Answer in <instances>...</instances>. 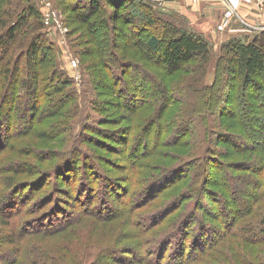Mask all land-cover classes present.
<instances>
[{"label":"rangeland","instance_id":"obj_1","mask_svg":"<svg viewBox=\"0 0 264 264\" xmlns=\"http://www.w3.org/2000/svg\"><path fill=\"white\" fill-rule=\"evenodd\" d=\"M9 1L12 3V9H16L19 2L21 3L20 5L25 6L34 2V5L40 8L43 15L45 11L44 3L49 1L54 13L58 14L62 24H64V29H60L44 23L46 25L44 32L53 43H51V50L54 53L53 65L47 64L45 69L57 68L58 72L62 73V78H66L69 81V85L65 86L63 93H55V95L67 96L69 102L68 105H65L59 111L62 113L55 111L57 115L60 114L58 117L54 119L53 116L55 115H53L47 118V122H43L48 132V135L43 134L44 136L41 132L35 133L36 131L28 129L29 120L34 117L35 113L32 117L30 115L37 108H33L31 102L29 100L26 101L24 95L20 94V96L17 94V96L19 95L18 98H21V102L15 107L13 106L14 99L11 95V97H8L0 104V121L4 119V114L7 111L5 107H14L12 108L10 135H15L16 139L13 146L9 142L0 148V194L5 193L3 197H7L0 204V264H39L33 259L36 255H39L38 249L39 251L42 250L43 254L45 252L46 255L47 263L41 264H124L123 261H126V257L123 255L129 249L125 254L128 259L146 255L144 254L146 250L142 249L135 251L136 253L133 254L131 251L134 243L144 245L146 249L148 248L150 255V249L154 248L161 239L166 238L167 241L172 240L173 242L180 241V243L186 245L191 242L194 235L193 232H199L204 225L216 227L219 232L218 235H215V237L217 236L215 239H213V236H208L209 233H207L206 229L203 231V235H208L206 236V242L200 244V247H196L197 252H199L202 246L209 245L211 241L214 242L221 236L227 226L232 225L234 218L246 226L243 233L252 239L244 240L242 238V240L235 236H227L213 249L209 248L210 250L204 251L203 257L200 255L197 263L230 264L235 259L240 260V262L233 264H245L242 260L246 259V264H256L258 262L264 264V152H262L264 149V126L263 122L253 118L255 116L252 113L249 114L243 109L233 108L235 118L240 123L241 118L244 119L247 126L250 124L256 132L247 127L243 128L236 123L234 126L238 131H235L242 136L248 135L251 131L253 134L251 138H245L244 141L239 142L236 138L226 137L227 135L215 134L212 136L215 129L221 132L222 126H224L222 129L226 131L229 130L227 124L233 126L231 120L227 117L228 115L230 116L227 112L230 109L223 104L225 102L224 99L228 96V82L221 81V86H217L213 93L218 100L216 101L212 98L213 102L215 100V106H212L210 108L211 111L207 113L211 119L209 125L201 116L205 114L198 113V115L193 116V118L198 116H201V118L197 119L198 134L195 133L193 136V132L191 133L192 142L198 143L196 139L201 138L200 144L203 145L213 138V146L222 151L221 154L217 152L214 155L210 154L208 161H212V164L203 165L205 169L199 167L196 171V176L191 171L194 185L200 187V190H195V194L188 196L184 205L195 197L201 200L199 206L196 205L194 209L197 212V216H194L195 218L192 219L190 215L185 214L180 221L175 223V227L178 225V228L175 229L176 233L170 235L168 231L170 228H174L172 223L177 221L181 212L186 211L183 209H187V205L184 208L177 207V211L175 209L171 211L168 209L167 211H165L166 209L162 210L163 207L159 208V206L167 199V196H164L148 199L146 203L136 207L135 213L132 215L134 220L129 217L103 220V218L109 216L108 214H111L112 210L107 206L106 209L105 204L101 203L102 199L107 198L114 210L120 207L128 208L133 203L130 196L118 197V191H122V189L121 187L116 188L115 183L120 182L119 185H123L128 183V180L131 181V184L134 183V175H143L144 173L142 172L148 173V171L153 172V169H158L156 165L150 166L152 170L148 169V164L153 163L157 159L162 160L161 168L170 169L177 167L179 161L184 157L193 154L188 145L179 147L177 145L173 146L174 144L169 146L162 143V150L148 153L147 155L144 150L148 146L150 148L152 138L148 140L145 137L143 139L144 143L138 149H134V140L130 144L132 150H135L134 156L141 153V157L147 155L142 159L141 165H137L139 167L135 171L129 160L133 159L134 156H130V154L128 157L122 151V139H117V137L122 135L121 131L127 127L132 118H136L139 108L133 110L135 101L144 100L146 97L144 92L152 91L154 82L160 83L163 79L178 82L193 77L192 80H195V85H199L200 83H211L215 78V70L212 67L204 76H202L203 73L197 74L194 70L187 69V67H185L187 71H179L171 76L163 68L159 53L154 54L151 60L147 61L143 55V49L141 50L137 44L142 45L145 39L153 35L161 38L163 43L169 37L166 38V34L162 32L160 26L154 27L153 24H150L151 22H148L146 19L147 9L145 10V7H143L145 3H150L152 5L151 9L163 17V19H159L160 21H171L177 27H185L204 34L213 46L214 60L217 59L221 52L222 44L231 38L240 37L251 40L255 35L261 33L260 31L264 30V27H262L264 25V17L260 16L263 10L258 9L256 6L249 7L247 5V9L243 7L241 13L250 25L235 17L224 28H220L225 11L223 0H163L155 1L156 3L150 0H141L136 1V4H133L130 0H121L116 3L120 4L119 6H121L124 13H128L126 19L129 20L126 21L127 24L117 25L123 29V32L120 31L119 27L113 25L112 20H109V26H107L103 22L102 15L99 17L93 15L90 16V19L95 20L96 28L92 30L94 33L91 34L86 22L75 15L87 12L86 10L90 5L89 0H0V10ZM100 7L113 13L114 6L110 0H102ZM20 10L21 8H18L17 12L19 13ZM251 24L260 27L251 26ZM125 32L133 33L129 50H122L123 33ZM106 36L107 39L105 38ZM104 44H108L106 50L101 48ZM120 58L131 60L133 63L138 64L139 69L136 68V65H130L127 62L121 64ZM197 61L198 58L194 59L191 64H197ZM100 70L106 76L107 82L105 81V85L99 80ZM18 77V75H15L16 80ZM59 79L57 75L56 80ZM111 85H113V92L110 91ZM69 97H72V99ZM245 98L251 101L258 100L255 98V93L251 90L247 91ZM202 99L204 98L202 97ZM187 100L191 101V98H187ZM121 102L124 104L125 110L118 108ZM181 105L183 107L187 106L184 103H181ZM179 108L182 107L174 108L177 111H173V118H180L183 113L186 117L192 115L189 114L191 109L185 108L179 111ZM170 109L173 110L172 108ZM255 109L253 113L256 112ZM143 111V115H147L150 109L143 108ZM119 112L127 115L125 116L126 121L120 122L118 120L119 118H117L115 113ZM18 113H21V116H18ZM25 114H27L26 118H24ZM258 114H260L259 111ZM109 116L116 118L111 119ZM56 120L58 122L64 121V129L67 130V132L61 133V137L56 128H53V122ZM147 125L144 122L143 126L145 129H147ZM207 125L208 132L204 135L203 127ZM39 127H41L40 123L37 124V128ZM95 129L99 132H96ZM26 130L27 132H24ZM183 130L182 126V132L187 129ZM1 131L2 128L0 129ZM193 131H196L195 124ZM81 132H84V137L86 138H82L80 143H83L87 150L86 153L88 155L86 154L85 161L89 162L92 160L90 166L89 162L88 165L77 168L72 166V157H66V160L63 157L60 160L61 158H58L55 154L46 156V153H54L60 149H63V152L70 156V152L67 149L72 145V141L67 143L66 138L68 136L71 137L70 134L77 136V133ZM144 134L141 136L144 137ZM7 137L8 133H4L2 138L6 139ZM219 139L221 142H218ZM236 144L244 146L245 144L248 146L254 145V147L239 150V148H236ZM75 145V147L78 146V144ZM172 147L176 148L173 149ZM174 151H176L177 155ZM38 153L44 154V158L38 159ZM78 155L80 154L78 153ZM72 156L74 157V153ZM57 162L58 165L63 163V169L55 168L52 170V165H56ZM18 163H32L36 168L35 173L32 174L30 171H25L21 176L28 181V185L23 186V192L17 191L21 183H16L14 186L15 182L13 185H9L6 181L9 176H16L12 167ZM26 164L24 165L25 167ZM148 179L146 184L144 182L136 185L140 186L137 188L141 191L140 196H145L147 189L154 184L149 185L151 176ZM42 180H45L46 187L44 190L46 192L41 195H38L37 190L31 192L34 184L37 181L41 184ZM87 181L93 189L89 193L91 201L88 200L89 197H86L87 190L85 186ZM105 181L107 183L111 181L109 184L111 188L105 187L103 184ZM248 181H251L250 186H248ZM188 182L187 180L186 183H175L168 187H164V185V188H162L167 193L175 192L179 188H185L187 184L189 185ZM155 188H157L156 191L162 189L161 186H156ZM79 189L82 191L81 193L78 192ZM210 190H215V193H210ZM14 195L18 197V199L14 198L17 199L15 201L19 199L25 200L27 209L32 210L31 215L35 211L38 214L26 220L27 222L23 223L20 220L15 226H9L3 222L4 220L1 216L4 215L6 217V214H10V210H7V207L11 196ZM85 197L88 201L96 203L95 205L90 204L91 210L94 211L93 214L83 220H72L67 224L71 216H75V213L85 208ZM169 202L171 203L172 200ZM18 204L16 203L13 208L10 207L12 213L15 212ZM99 207L103 210L98 211ZM154 218H160L161 220L156 222ZM5 219L9 220L8 217ZM18 219L16 218V221ZM146 224H150V226L147 227V233L143 234L139 229ZM260 226L262 229L258 228ZM255 228L258 229L254 230ZM260 230L262 233H259ZM174 235L176 236L173 237ZM256 237L257 239H254ZM259 237H261V240H258ZM172 241L164 245L167 252L166 257H162V259L160 257V262L159 259L156 261L157 258L153 259L154 256H152V258L150 257L151 262L174 264L178 261V255H174L178 253V249L175 252L174 245L176 243L173 244ZM160 242L159 245H161ZM180 243L178 242V244ZM113 246H116V249L124 246L125 250L122 253L119 250L115 252V248L113 251H108V248ZM189 247V244H187L186 249ZM26 248H28V253L22 258ZM16 254H18L19 258L15 260ZM103 255H105L104 258H102ZM119 255H122V257ZM152 255L154 254L152 253ZM11 259L15 260V262L10 263ZM133 264L151 263L137 262Z\"/></svg>","mask_w":264,"mask_h":264},{"label":"trees","instance_id":"obj_2","mask_svg":"<svg viewBox=\"0 0 264 264\" xmlns=\"http://www.w3.org/2000/svg\"><path fill=\"white\" fill-rule=\"evenodd\" d=\"M102 0H89V7L86 10L87 12L79 13L78 16L81 20L85 21L86 24L89 26L90 33L93 29L96 28L95 20H91L90 16L96 15L97 17L103 16V22L109 26V20L113 21V25L116 27L118 24H127L126 21H129L127 18L128 13H124L121 9V6H119L117 3L121 0H110L111 4L114 6L113 13L108 12L107 9H104L101 6ZM133 4H136V1L141 0H130ZM145 1V0H142ZM154 3H156L154 0H150ZM7 2V1H6ZM117 2V3H116ZM147 3V5H146ZM145 3V10L147 15L148 22H151L150 24H153L154 27H159L162 29V32L166 34V42H162V39L159 38L156 35H153L151 37H148L145 39L140 46V49H143V55L146 57L147 61L151 60L152 56L154 54L160 55L162 66L169 75H175L176 72L179 71H187V69H192L197 74H202V76L206 75L211 67L215 70V78L211 83H200L199 85H195L194 81L192 80L193 77L190 79H183L182 81L174 82L169 81V79H163L160 83L154 82L152 91L144 92L145 99L141 100L140 102L135 101V106H133V110L136 108L138 109L136 118H132V120L127 124V127L122 132V136L120 138L117 137V139H122V151L126 153V155L129 157L134 156L135 150L138 149L143 142V139L146 137L148 140L152 138V144L145 148L144 151H146V154L157 152L159 150H162L161 146L163 144H168L169 146H172L171 144H174L173 146L177 145L179 147H184L185 145H188L191 149V153H193L191 156L184 157L179 161V165L177 167L172 168H161L160 165L162 164V160H155L153 163L148 164V169H151L150 166L156 165L158 169H153V172L148 171L142 172L143 175H134L133 181L134 183H130L131 181L128 180V183L126 184H116L117 187H121L122 191H118L119 194H117L118 197H124V196H130L132 200L131 206L128 208L120 207V208H114L110 206L111 202L105 198L101 200V203L105 204L109 208H111V214H108L109 216L104 219H112V218H132V215L135 213L136 207L141 206L142 204L146 203L148 199H156L161 198L164 196H167V199L159 206V208H162V210L167 209L169 211L175 209L177 207H185L187 205V209L185 212H181V215L177 218V221H174L172 225L174 224V228H170L168 233L172 235V233H176L175 229L178 228L175 227V223L180 221L182 217H184L185 214L190 215V218H195L194 216H197V212L194 210L196 205L199 206L200 199L194 198L190 199L191 201L185 204V200L190 196L191 194H195V190H200V187H196L194 185V179L192 176L191 171L196 176V171L199 167H205L203 165H207L208 163L212 164V161H208L210 158V154L214 155L216 152L221 154V150L216 148V146H213V138L211 140L203 145L200 144L201 138L196 139L198 143H193L191 140V133L193 132V136L195 133L198 134V122L197 119L202 118L207 121V124L211 122V119L207 115L211 110L210 108L212 106H215V100L216 98L214 91L217 88V86H221L222 82H228V96L224 99V105L227 106L230 110L227 111L229 119L231 120L233 126L230 124H227V128L229 130H224L221 127V132H218L217 129L213 131L212 136L215 134H220L221 136L227 135L226 137L229 138H236L241 142L244 141L245 138H251L253 135L252 132L248 135H241L238 130L235 128L234 124L238 123L243 128L247 127L248 129L255 131L252 126L249 124L247 126V123L244 122V119L241 118V123L239 120L235 118L233 108L241 110L243 109L247 113H252L255 117L254 119H258L260 122H263L264 126V30L260 31L261 33H258L255 35L251 40H246L240 37H234L228 40L227 42L223 43L221 46V52L219 53L217 59H213V53L214 49L210 42V40L202 33L196 32L194 30H189L185 27H177L173 22L167 21L162 22L159 19H163L160 15H158L156 12H154L151 8L152 5L148 2ZM11 2L9 1L4 5L0 10V104L5 101L8 97H11L14 99L13 106L15 107L17 104L21 102V98L19 99V95L22 94L25 96L26 101L29 100L31 102V105L36 107L35 111L30 115L31 117L34 114V117H32L31 120H29L28 129L30 131H36L35 133L41 132L43 135H48V132L45 129L44 121L47 122L48 117H58L57 112L60 111L62 108H64L65 105H68L69 99L65 95H55L56 92L63 93L65 90V86L69 85V81L66 80V78H62V73L58 72L57 68H49L45 69V65L50 64L53 65L54 63V56L52 52V41L49 39L47 34L44 32V28L46 25L44 24L43 14L39 7H36L33 3H30V5H20L21 3H18V6L16 9L11 8ZM22 6V7H21ZM18 8L20 12L18 13ZM43 15V16H42ZM131 21V20H130ZM162 22V23H161ZM105 25V26H106ZM112 27V25H111ZM120 28V31L123 32L122 28ZM124 34V41L122 43L123 48L122 50H129L131 44L130 40L133 37V33H123ZM107 39V36L105 37ZM52 43V44H51ZM101 47L102 49H107L108 44H104ZM198 58L197 64H191L194 59ZM121 64H124L123 62H127L130 65H136V68L139 69L138 64L133 63L131 60H126L123 58H120ZM42 61V63H41ZM158 63V62H157ZM212 64V66H211ZM187 67V69H185ZM44 68V70H43ZM15 75H18V79L16 80ZM59 76V80H56V76ZM166 75V74H165ZM99 80L102 81L103 85L106 84V76L104 75V72L102 70L99 71ZM68 78V77H67ZM106 81V82H105ZM134 84V82H132ZM68 84V85H67ZM202 86V87H201ZM113 85L110 86V91L112 90ZM253 91L255 93V98L258 99L256 101L248 100V98H245V94L247 91ZM17 94H19L17 96ZM134 94V93H133ZM11 95V96H10ZM47 95V97H45ZM214 95V96H213ZM21 96V95H20ZM73 97V96H72ZM72 97H69L72 99ZM202 97L204 99H202ZM49 98V100H48ZM74 98V97H73ZM187 98H191V101H188ZM213 99L214 102H213ZM131 100V99H130ZM23 102V101H22ZM254 102V103H253ZM134 103V102H133ZM132 103V104H133ZM181 103L186 104L187 106L181 105ZM14 107H5L6 112L4 114V119L0 121V129L2 128V131L0 132V148L4 144H8L10 142V145H14L15 143V135L11 136V118H12V108ZM21 107V106H19ZM73 107V106H71ZM175 107H182L179 108V111H182L185 108H188L190 110L189 114H192L188 117L183 113L180 118H173V111H177V109H174ZM254 107V108H253ZM256 107V109H255ZM119 109L123 108L125 110L124 104L121 102ZM143 108L150 109V112L143 115L144 111ZM172 108L173 110H171ZM104 109V108H103ZM254 112L253 113V111ZM258 111L260 114H258ZM203 112V113H202ZM206 112V113H205ZM62 113V112H59ZM198 113L205 114L198 117H194L195 115H198ZM21 116V113H18V116ZM26 115L24 118H26ZM57 115V116H56ZM118 120L120 122L126 121L127 115H123L122 113H115ZM23 116V115H22ZM208 116V117H207ZM234 116V117H233ZM109 118L114 119L109 116ZM244 118V116H243ZM177 120V121H176ZM194 120V123H193ZM101 121V119H100ZM145 122L148 124L147 129L143 126ZM40 123L41 127L37 128V124ZM53 128L58 131V134L60 133V137L62 136L61 133L67 132V130L64 129V121L58 122L57 120L53 122ZM183 123V124H181ZM194 124L196 126V131H193ZM5 125V127H4ZM208 125L203 127L204 135L208 132ZM182 126L183 129H187L186 131L182 132ZM186 126V127H185ZM27 129V130H28ZM19 130V129H18ZM17 130V131H18ZM24 131V132H27ZM237 130V131H235ZM23 131V130H22ZM96 132H99L95 129ZM4 133H8V137L3 139ZM144 133L148 134L145 135ZM78 135L70 134L71 137L66 138V142H71L72 145L70 148L68 147V152H70V156H67L63 149L57 150L54 153H46V156H51L52 154H55L58 156V158H61L60 160L64 159L66 160L69 157H72V166L74 167H84L86 164L89 166L92 164V160L85 161L86 156L88 155L86 152V148L84 147L83 143H80L82 138L84 137V132L77 133ZM144 134L145 136L142 137L141 135ZM43 135V136H44ZM169 135V136H168ZM10 136V137H9ZM225 137V138H226ZM221 139V138H220ZM218 140V142H221V140ZM134 142V149L132 150V147L130 144ZM217 142V143H218ZM163 143V144H162ZM70 144V143H69ZM78 144L77 147H75ZM83 145V146H82ZM236 148H239V150H243L244 148H253V146H248L247 144H236ZM264 147V146H263ZM175 149L176 147H172ZM250 150V149H248ZM74 153V157L72 154ZM129 152V153H128ZM264 152V149L262 150ZM78 153L80 155H78ZM144 153V152H143ZM173 153V152H172ZM174 153L177 155L176 151ZM87 154V155H86ZM44 155V154H43ZM43 155L41 153H38L37 158L43 159ZM78 155V157H76ZM141 154H136V156L133 157V159H129L130 163L133 165V169L136 171V169L141 165L142 159L147 156L143 155L141 157ZM221 156V155H220ZM67 157V158H66ZM91 157V156H90ZM94 157V156H92ZM141 157V158H140ZM55 158V157H54ZM93 159V158H92ZM64 160V161H65ZM215 160V159H214ZM213 160V161H214ZM63 161V162H64ZM26 162V161H25ZM26 163H18L14 164L12 167V170L14 171V174L16 176H9L7 178V184L16 185V183H21L18 186V190L20 192H23V186L28 185V181L26 179H23L21 176L25 173V171H30L35 173L36 168L35 165L30 163L26 164V167L24 166ZM139 164V166H137ZM178 164V163H177ZM63 165V163H62ZM62 165H58V162L56 165H52V170L55 168H59L60 170L63 169ZM62 166V167H61ZM25 167V168H24ZM221 167V166H220ZM69 168V167H67ZM182 168V169H181ZM181 169V170H179ZM152 170V169H151ZM185 170V171H183ZM195 170V173H194ZM182 171V172H181ZM147 173V174H145ZM19 175V176H18ZM18 176V177H17ZM151 176V182L149 185L154 183L152 187H149L147 189V194L145 196H140V190L137 189L140 186H136L139 183L145 184L149 180ZM34 177V176H33ZM205 180V178H203ZM208 179V178H206ZM187 180L189 181V185L185 188H179L175 192H168L164 191V187H168L175 183L184 182L186 183ZM45 181V180H44ZM43 180L41 181V184L39 181L34 184L33 189H31V192H35L37 190L38 195H41L42 193L46 192L44 188L46 187V183ZM110 182L108 183L105 181L103 184L107 188L110 187ZM250 182L248 181V186H250ZM43 184V185H42ZM86 190L87 195L86 197H89L88 200L91 201V196L89 195L90 191L93 190L91 184L86 182ZM162 184V185H161ZM142 185V184H141ZM150 185V186H151ZM165 185V186H164ZM88 186V187H87ZM156 186H161L162 189L156 191ZM22 187V188H21ZM83 187V185H82ZM190 187V188H189ZM115 188V189H116ZM151 188V189H150ZM62 190V189H61ZM63 191V190H62ZM163 191V192H162ZM78 192H82L80 189ZM210 193H215V190H210ZM14 194V193H12ZM5 193L0 194V204L2 200L6 199L3 196ZM214 195V194H212ZM218 195V193H217ZM15 196V197H14ZM11 196L9 200V204L7 207V210H10V214H6L7 216L3 217V222L7 225H14L20 220L24 222H27L26 220H29L31 217L38 214L37 211L30 214L32 210L27 209V205L25 204V200H18L17 195ZM158 196V197H157ZM192 196V195H191ZM86 202L84 203L86 206L84 209L80 210V212L75 213V216H71L70 220L67 224H69L72 220H83L90 215L93 214V210H91L90 204L95 205L96 203L90 202L86 199ZM122 197V198H123ZM17 198V199H14ZM121 198V199H122ZM84 200V201H85ZM172 200L170 203L169 201ZM83 201V202H84ZM122 202V201H121ZM143 202V203H142ZM16 203H19L15 212H11V208L14 207ZM192 205V206H191ZM206 205V204H205ZM165 206V207H164ZM191 206V208H190ZM11 207V208H10ZM96 207V206H95ZM9 208V209H8ZM107 209V208H106ZM103 210L102 208H98V211ZM177 211V210H176ZM59 214V212H58ZM57 214V215H58ZM71 214V213H67ZM56 215V216H57ZM9 220H6L7 218ZM16 218H19L16 221ZM155 221L161 220L160 218H154ZM157 219V220H156ZM134 220V219H133ZM208 222V221H206ZM155 223V222H154ZM147 225V226H146ZM145 226H139V231L143 234L147 233V227L150 226V224H146ZM152 225V224H151ZM262 226V225H261ZM258 227L259 229H262V227ZM246 226L242 224L240 221L233 219L232 225H228L226 230L222 232V235L219 236L214 242L211 241L210 244L202 246L200 248V251L197 252L196 247H200V244L206 242V236L209 233V237L213 236V239H215V235H218L219 230L210 225H204L203 228L199 232H193V238L189 244V248L186 249L187 244L180 243V241L173 242L175 252L178 249V253L174 254L175 256L178 255L179 259L174 264H199L197 263V260L200 258V255L203 257L204 251L210 249H213L216 247L223 238L225 239L227 236H235L237 238H243L244 240H250L251 237H247L246 234L243 233L244 228ZM255 228L254 230L258 229ZM207 230V235H203V231ZM243 229V230H242ZM259 233H262L261 230ZM168 235V236H170ZM174 235L173 237H175ZM166 237V236H165ZM250 238V239H249ZM261 237H259L258 240ZM173 239V238H172ZM242 239V240H243ZM254 239H257L254 238ZM147 240V238H145ZM179 240V239H178ZM161 241V242H160ZM171 241H167V239H161L159 240L154 248L150 249L151 253L149 255L148 248L142 244H133L132 245V251L133 254H135V251L139 250H146V255L137 257V258H130L128 259V256H125V254L130 250L126 251V253L123 255L126 257V261H123L124 264H133L137 262H148L151 264H157L154 262H151L150 257L153 259H156V261L160 257H166L167 254L166 249L164 248L165 244L170 243ZM159 242L161 245H159ZM178 242L181 244H178ZM6 243H8L6 241ZM113 244V243H112ZM110 244V245H112ZM108 245V246H110ZM107 246V247H108ZM116 246L108 248V251H113V249ZM212 247V248H211ZM130 248V247H129ZM116 249V248H115ZM209 249V250H210ZM117 250L124 251V246L121 248L116 249L115 252H118ZM155 253H154V252ZM39 255H36L34 259L35 262L41 264V263H47L45 252L43 254V251H38ZM26 253H28V248L25 249V251L22 254V258L26 256ZM152 253L154 255H152ZM10 255V254H9ZM122 257V255H119ZM188 256V257H186ZM105 255H103L102 258H104ZM18 254H16L15 260L18 259ZM243 258V257H242ZM14 259V258H13ZM11 259L10 263L15 262V260ZM128 259V260H127ZM246 259L242 260L246 264ZM240 260H233L232 263H238ZM169 263V262H168ZM201 263V262H200ZM171 264V263H169ZM202 264V263H201ZM216 264V263H212ZM256 264H262V263H256Z\"/></svg>","mask_w":264,"mask_h":264},{"label":"built area","instance_id":"obj_3","mask_svg":"<svg viewBox=\"0 0 264 264\" xmlns=\"http://www.w3.org/2000/svg\"><path fill=\"white\" fill-rule=\"evenodd\" d=\"M154 1H163V0H154ZM196 1V0H194ZM225 4V11L223 15V22L220 24V28H224L232 18H240L241 21L245 24H249L246 19L242 16L243 6L245 3H251L255 5L258 9H264V0H223ZM44 3V2H43ZM45 11H44V22L47 25H52L60 29H64V24H62L58 14L54 13V9L51 6L49 1H45L44 3ZM260 27L258 25H252ZM264 27V25H262Z\"/></svg>","mask_w":264,"mask_h":264},{"label":"crops","instance_id":"obj_4","mask_svg":"<svg viewBox=\"0 0 264 264\" xmlns=\"http://www.w3.org/2000/svg\"><path fill=\"white\" fill-rule=\"evenodd\" d=\"M247 5H249V7H251V6H253V7H254V6H255V5L251 4V3H245V4H244V6H243V7H244V9H247ZM247 12H248V11H247ZM260 16H261L262 18L264 17V9H263V13H262V14H260Z\"/></svg>","mask_w":264,"mask_h":264}]
</instances>
